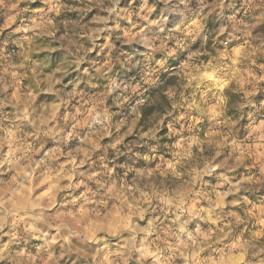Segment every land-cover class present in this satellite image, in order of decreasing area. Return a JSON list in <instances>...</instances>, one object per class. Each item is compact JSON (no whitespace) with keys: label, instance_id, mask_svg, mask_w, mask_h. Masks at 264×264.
Instances as JSON below:
<instances>
[{"label":"clouds","instance_id":"9594fccd","mask_svg":"<svg viewBox=\"0 0 264 264\" xmlns=\"http://www.w3.org/2000/svg\"><path fill=\"white\" fill-rule=\"evenodd\" d=\"M0 264H264V0H0Z\"/></svg>","mask_w":264,"mask_h":264}]
</instances>
